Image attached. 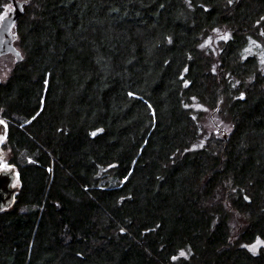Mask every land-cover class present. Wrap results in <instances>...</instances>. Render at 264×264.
Here are the masks:
<instances>
[{"label":"trees","instance_id":"16d2710c","mask_svg":"<svg viewBox=\"0 0 264 264\" xmlns=\"http://www.w3.org/2000/svg\"><path fill=\"white\" fill-rule=\"evenodd\" d=\"M21 1L0 264H264V0Z\"/></svg>","mask_w":264,"mask_h":264},{"label":"water","instance_id":"95a60500","mask_svg":"<svg viewBox=\"0 0 264 264\" xmlns=\"http://www.w3.org/2000/svg\"><path fill=\"white\" fill-rule=\"evenodd\" d=\"M14 8L4 16L0 24V57L7 53H13L20 60L22 54L15 45V37L13 27L24 12V2L21 0H13ZM2 78L0 77V82ZM16 180L15 168L0 169V209L11 205L17 186H13Z\"/></svg>","mask_w":264,"mask_h":264},{"label":"rangeland","instance_id":"374dc122","mask_svg":"<svg viewBox=\"0 0 264 264\" xmlns=\"http://www.w3.org/2000/svg\"><path fill=\"white\" fill-rule=\"evenodd\" d=\"M12 58L11 57H5L0 60V74L2 77L6 76V74L9 71V68L11 67ZM0 120H2L4 123L0 124V169H8L11 168L12 165L8 162V155L6 154V151L3 149V142L6 137V120L2 117H0ZM18 180L16 179L13 186H17ZM260 243H253L250 247L253 248L255 246V251L259 249Z\"/></svg>","mask_w":264,"mask_h":264},{"label":"snow or ice","instance_id":"6c2138e0","mask_svg":"<svg viewBox=\"0 0 264 264\" xmlns=\"http://www.w3.org/2000/svg\"><path fill=\"white\" fill-rule=\"evenodd\" d=\"M4 19V17L3 16H0V20H3ZM223 39H228V37L227 36H225V37H223ZM4 122L2 121V120H0V124H3ZM93 135H95V133H93ZM257 243H260L259 241L257 242ZM252 251H255V246H253V248H252ZM181 255L183 256L184 255V253H181Z\"/></svg>","mask_w":264,"mask_h":264}]
</instances>
